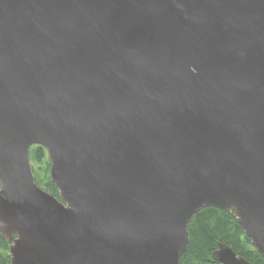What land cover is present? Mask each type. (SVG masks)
I'll return each mask as SVG.
<instances>
[{
  "label": "water",
  "instance_id": "95a60500",
  "mask_svg": "<svg viewBox=\"0 0 264 264\" xmlns=\"http://www.w3.org/2000/svg\"><path fill=\"white\" fill-rule=\"evenodd\" d=\"M206 207L264 260V0H0L9 264H180Z\"/></svg>",
  "mask_w": 264,
  "mask_h": 264
},
{
  "label": "trees",
  "instance_id": "16d2710c",
  "mask_svg": "<svg viewBox=\"0 0 264 264\" xmlns=\"http://www.w3.org/2000/svg\"><path fill=\"white\" fill-rule=\"evenodd\" d=\"M29 158L36 185L57 197L58 189L49 178V160L45 149L31 146ZM187 226L190 239L187 250L180 257V264H219L210 257L218 243L229 246L251 264H264L262 256L252 247L236 219L226 211L214 207L202 208L190 218ZM9 245L0 237V264H9Z\"/></svg>",
  "mask_w": 264,
  "mask_h": 264
},
{
  "label": "rangeland",
  "instance_id": "374dc122",
  "mask_svg": "<svg viewBox=\"0 0 264 264\" xmlns=\"http://www.w3.org/2000/svg\"><path fill=\"white\" fill-rule=\"evenodd\" d=\"M33 168L37 169V167H35V166Z\"/></svg>",
  "mask_w": 264,
  "mask_h": 264
}]
</instances>
